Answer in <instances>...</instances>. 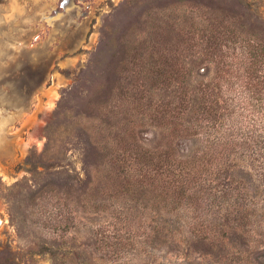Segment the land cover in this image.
<instances>
[{
    "label": "rangeland",
    "instance_id": "1",
    "mask_svg": "<svg viewBox=\"0 0 264 264\" xmlns=\"http://www.w3.org/2000/svg\"><path fill=\"white\" fill-rule=\"evenodd\" d=\"M18 1L0 264H264V0H81L24 51Z\"/></svg>",
    "mask_w": 264,
    "mask_h": 264
},
{
    "label": "flooded vegetation",
    "instance_id": "2",
    "mask_svg": "<svg viewBox=\"0 0 264 264\" xmlns=\"http://www.w3.org/2000/svg\"><path fill=\"white\" fill-rule=\"evenodd\" d=\"M28 1V2H26ZM84 3L81 0H23L18 1L16 4L18 7H23L24 9L28 7L30 8V12L28 18L23 19L21 22L24 23V27L16 28V30H5L2 32V38H6L8 40L9 49H13L16 46H19V51H24L27 48H31L34 46L33 43H26V36L31 37L34 41L39 38L41 31V22L43 21L45 25H53V23L57 20L59 14V10L62 11L60 16L67 15L68 20L73 19L72 16H77L80 9L78 8V3ZM25 15V14H24ZM81 17L85 16L84 13L79 14ZM9 17V16H8ZM14 15L12 18H5L4 15L2 16L3 20L8 19L7 21L4 20L3 23L9 24V22L14 19Z\"/></svg>",
    "mask_w": 264,
    "mask_h": 264
},
{
    "label": "crops",
    "instance_id": "3",
    "mask_svg": "<svg viewBox=\"0 0 264 264\" xmlns=\"http://www.w3.org/2000/svg\"><path fill=\"white\" fill-rule=\"evenodd\" d=\"M9 15H10V14H8V15H6V16L4 15V17H5V18H8ZM11 15H13V14H11ZM5 18H4V20L7 21L8 19H5Z\"/></svg>",
    "mask_w": 264,
    "mask_h": 264
},
{
    "label": "trees",
    "instance_id": "4",
    "mask_svg": "<svg viewBox=\"0 0 264 264\" xmlns=\"http://www.w3.org/2000/svg\"><path fill=\"white\" fill-rule=\"evenodd\" d=\"M202 101H203V100H202ZM202 101H201V102H202Z\"/></svg>",
    "mask_w": 264,
    "mask_h": 264
}]
</instances>
